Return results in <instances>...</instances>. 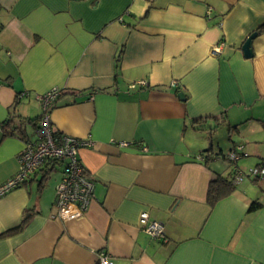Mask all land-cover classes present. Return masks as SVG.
<instances>
[{
  "label": "crops",
  "instance_id": "crops-1",
  "mask_svg": "<svg viewBox=\"0 0 264 264\" xmlns=\"http://www.w3.org/2000/svg\"><path fill=\"white\" fill-rule=\"evenodd\" d=\"M0 23V123L17 95L35 118L38 96L63 90L54 129L90 143L79 156L95 181L78 219L54 217L61 169L1 196L0 264H100L101 251L113 264H264V176L207 200L213 178H235L218 152L241 145L247 174L264 162V0H0ZM19 125L0 128V184L35 134ZM253 200L262 207L249 212ZM144 211L164 241L141 229Z\"/></svg>",
  "mask_w": 264,
  "mask_h": 264
},
{
  "label": "built area",
  "instance_id": "built-area-1",
  "mask_svg": "<svg viewBox=\"0 0 264 264\" xmlns=\"http://www.w3.org/2000/svg\"><path fill=\"white\" fill-rule=\"evenodd\" d=\"M224 46L223 42L218 43L211 51L213 54H218ZM172 85L178 86L176 81H173ZM138 86L146 87L147 82L142 80L132 83L130 88L135 89ZM62 93L63 90L54 88L38 96L44 111L43 115L36 124L34 137L25 140L24 148L18 157V171L0 184V197L30 180L46 161L54 160L61 169V178L56 187L54 217L71 220L81 218L88 213L94 199L95 181L89 176L79 156V148L90 143L68 133L56 136L53 131L50 108ZM242 148L239 145L228 151V158L236 162L243 153ZM254 174L264 175V165L256 168ZM243 175L241 170L235 168L236 182H240ZM139 226L155 241L166 239L164 224L150 218L146 211L140 214ZM99 261L100 264H113L105 251L99 253Z\"/></svg>",
  "mask_w": 264,
  "mask_h": 264
},
{
  "label": "trees",
  "instance_id": "trees-1",
  "mask_svg": "<svg viewBox=\"0 0 264 264\" xmlns=\"http://www.w3.org/2000/svg\"><path fill=\"white\" fill-rule=\"evenodd\" d=\"M2 26H0L1 29ZM121 58V53H119V56L117 57V63L119 64V60ZM26 93H22L17 95V100L15 101L13 107L10 109L9 111V116L0 123V128L3 131V135L4 136H12V135H18V131L20 130L19 128L21 127V125H19V123H32L34 125L37 124L38 120L40 119V117L43 115V109H42V113L40 114V116L35 117V118H24L22 117L19 113H18V104L20 103V99L23 95H25ZM64 94V91L62 93V95ZM62 95L60 97H62ZM59 97V98H60ZM58 98V99H59ZM57 99V101H58ZM57 101L52 105V107L50 108V113L52 111V109L54 108V106L56 105ZM53 124V123H52ZM53 126V125H52ZM36 130V128H35ZM53 131L55 133L56 136H61L62 134H64L65 132L61 133L57 130L54 129L53 126ZM35 135V134H34ZM34 137V136H33ZM32 137V138H33ZM27 140V139H26ZM212 152L211 149L205 150L203 151L201 154L204 156L206 161H209L211 159H213L214 157L210 154ZM218 155H221L223 158L229 160L230 162H232L229 158L227 153H223V152H218ZM81 159V158H80ZM235 165V168H237L238 170H240V168L236 165L237 162H232ZM83 164V163H82ZM264 165V162L262 164H258L257 166H255V168H253L248 174L243 172L245 175H250L253 176L254 179H261L264 175H258V174H254V170L256 168H259L261 166ZM84 166V164H83ZM85 167V166H84ZM86 168V167H85ZM55 169H59L60 167L57 165L56 161L54 160H48L44 163V165L41 167L40 171L43 173L41 178H40V185L43 186L44 183H46V181L49 179L50 174L52 173V171H54ZM39 173V172H38ZM238 182L235 181V178L230 179V177L228 176H223V175H217L215 178H213L210 183H209V188H208V194H207V200L209 202L210 205L215 204L217 201H219L220 199L228 196L229 194H231L237 186ZM262 207V203L257 201V200H253L251 201L250 205H249V212H252L254 210H257L259 208ZM30 219V213L29 211L26 212L25 216L23 217L19 227H17L16 229H13L9 232L18 230L20 228H22V226Z\"/></svg>",
  "mask_w": 264,
  "mask_h": 264
},
{
  "label": "water",
  "instance_id": "water-1",
  "mask_svg": "<svg viewBox=\"0 0 264 264\" xmlns=\"http://www.w3.org/2000/svg\"><path fill=\"white\" fill-rule=\"evenodd\" d=\"M258 35V31L253 32L242 45V50L247 58L253 56L252 41ZM180 97L184 98V94L180 93Z\"/></svg>",
  "mask_w": 264,
  "mask_h": 264
},
{
  "label": "rangeland",
  "instance_id": "rangeland-1",
  "mask_svg": "<svg viewBox=\"0 0 264 264\" xmlns=\"http://www.w3.org/2000/svg\"><path fill=\"white\" fill-rule=\"evenodd\" d=\"M215 145H216V142H215ZM244 158H246L247 159V163L249 164H251V166H253L255 163H251V159L250 158H247V157H244ZM243 159V158H242Z\"/></svg>",
  "mask_w": 264,
  "mask_h": 264
}]
</instances>
